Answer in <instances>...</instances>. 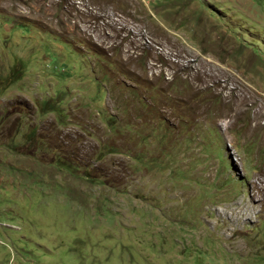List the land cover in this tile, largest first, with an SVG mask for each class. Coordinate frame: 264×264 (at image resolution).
Segmentation results:
<instances>
[{
    "label": "rangeland",
    "instance_id": "obj_1",
    "mask_svg": "<svg viewBox=\"0 0 264 264\" xmlns=\"http://www.w3.org/2000/svg\"><path fill=\"white\" fill-rule=\"evenodd\" d=\"M0 264H264V0H0Z\"/></svg>",
    "mask_w": 264,
    "mask_h": 264
},
{
    "label": "bare ground",
    "instance_id": "obj_2",
    "mask_svg": "<svg viewBox=\"0 0 264 264\" xmlns=\"http://www.w3.org/2000/svg\"><path fill=\"white\" fill-rule=\"evenodd\" d=\"M176 67V66H175ZM190 67V65L189 64H187V65H185V66H183L182 68H189ZM191 69V68H190ZM195 77V76H194ZM210 77H212V76H210ZM218 77V76H217ZM194 79H196V78H194ZM207 79H210V78H208V77H201V82L202 83H208V81H207ZM195 81V80H194ZM211 81V80H210ZM217 83V82H216ZM215 83V84H216ZM221 84V83H220ZM206 86H209V85H206ZM218 86V85H217ZM221 86V85H220ZM193 88H195V87H193ZM224 89V88H223ZM232 97H229L227 100H226V104L228 103V102H230V101H232V98H233V96L235 95V92H234V90H232ZM238 94V93H237ZM248 99H246V98H242V97H237V102H239V104H244V102L245 101H247ZM236 103V102H235ZM237 104V103H236ZM234 108V107H233ZM225 109V108H224ZM237 111L238 109H236V108H234V111ZM235 111V112H236ZM223 116H227V114L226 113H224L223 114ZM259 117H261V114L258 112L257 113V115H255V118L256 119H259ZM255 182V181H254ZM259 185V184H258ZM258 185H257V187H258ZM232 210V209H231ZM236 213H237V216H239L240 217V215L241 214H245V215H247V211L246 210H243V209H241V208H239V210L238 211H236Z\"/></svg>",
    "mask_w": 264,
    "mask_h": 264
}]
</instances>
